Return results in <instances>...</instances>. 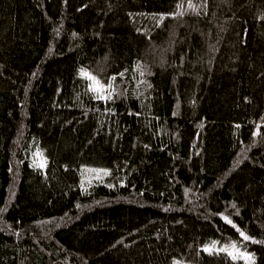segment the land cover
<instances>
[{"label": "trees", "instance_id": "16d2710c", "mask_svg": "<svg viewBox=\"0 0 264 264\" xmlns=\"http://www.w3.org/2000/svg\"><path fill=\"white\" fill-rule=\"evenodd\" d=\"M179 2L0 0V264H264V0Z\"/></svg>", "mask_w": 264, "mask_h": 264}, {"label": "snow or ice", "instance_id": "6c2138e0", "mask_svg": "<svg viewBox=\"0 0 264 264\" xmlns=\"http://www.w3.org/2000/svg\"><path fill=\"white\" fill-rule=\"evenodd\" d=\"M184 2L185 0H180L179 3L176 4V8L178 11L174 13H169L167 15L170 16H183L188 10H191L196 15H200V11L198 9L203 8L205 9V14H207L206 9L208 5V0H202L201 4L197 5L193 3V0H187V9H184ZM165 19V14H161L160 21H163ZM260 19H264V16H261ZM137 70H139L140 76L145 75L146 69H141V66L137 65ZM80 75L82 77H85L90 83L87 85L88 91L93 93L94 98L96 100L101 101H109L114 98V95L116 93V85L115 81L117 79L116 76H112L108 78V81L106 83L99 80L95 75H92L88 72H86L84 69H80ZM121 78L123 77V73L118 74ZM150 87V85H149ZM239 127V125H237ZM259 128L260 126L257 125ZM256 135V133H254ZM147 147V145H145ZM33 160L30 164V167L38 170H44L47 167V159L44 157L43 152L37 148V151L33 154ZM85 172H91L96 174V179H102L103 177H108L111 175L110 170L108 169H96V168H85L83 169L81 175L83 177ZM88 183H91V180H88ZM81 187H84V181L81 182ZM233 208L236 207L235 204L232 205ZM237 215H239V210L237 209ZM220 218L228 225H230L232 228L236 230V232L239 234L240 238L244 242H251V243H258V244H264V240H256L253 237L246 234L244 230H241V228L234 223V221L227 215H224L223 213H220ZM200 251L207 253L208 255H217L224 254L226 257L230 258L233 262L242 260L244 261V264H253L255 256L253 253H249L246 251V248L242 250V247L237 243L235 240H230L226 243H221L218 240H212L210 243L204 244ZM172 264H182L181 261L176 260L175 258L172 261Z\"/></svg>", "mask_w": 264, "mask_h": 264}, {"label": "rangeland", "instance_id": "374dc122", "mask_svg": "<svg viewBox=\"0 0 264 264\" xmlns=\"http://www.w3.org/2000/svg\"><path fill=\"white\" fill-rule=\"evenodd\" d=\"M90 82V81H89ZM90 175V172H85L84 173V177L86 178V177H88ZM242 261V260H241ZM243 263H244V261H242Z\"/></svg>", "mask_w": 264, "mask_h": 264}]
</instances>
